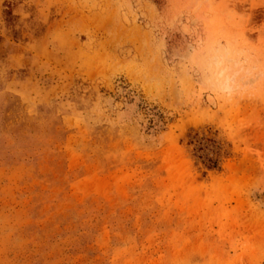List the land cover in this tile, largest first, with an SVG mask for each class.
<instances>
[{
	"label": "rangeland",
	"instance_id": "rangeland-1",
	"mask_svg": "<svg viewBox=\"0 0 264 264\" xmlns=\"http://www.w3.org/2000/svg\"><path fill=\"white\" fill-rule=\"evenodd\" d=\"M0 264H264V0H0Z\"/></svg>",
	"mask_w": 264,
	"mask_h": 264
},
{
	"label": "bare ground",
	"instance_id": "bare-ground-1",
	"mask_svg": "<svg viewBox=\"0 0 264 264\" xmlns=\"http://www.w3.org/2000/svg\"><path fill=\"white\" fill-rule=\"evenodd\" d=\"M199 81H200V80L198 79V83H199Z\"/></svg>",
	"mask_w": 264,
	"mask_h": 264
}]
</instances>
